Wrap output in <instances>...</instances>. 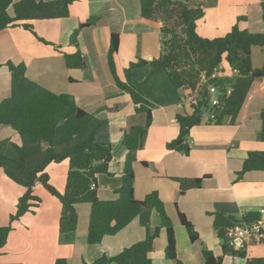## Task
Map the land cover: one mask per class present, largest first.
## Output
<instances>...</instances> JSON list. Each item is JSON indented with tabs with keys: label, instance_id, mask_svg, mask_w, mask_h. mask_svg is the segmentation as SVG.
<instances>
[{
	"label": "crops",
	"instance_id": "0c3cea01",
	"mask_svg": "<svg viewBox=\"0 0 264 264\" xmlns=\"http://www.w3.org/2000/svg\"><path fill=\"white\" fill-rule=\"evenodd\" d=\"M115 1L124 12L114 58L116 73L147 99L151 111L148 125H145V114L135 110L128 92L119 89L112 78L107 62V18L91 15L89 0H74L68 17L33 20V32L22 26L0 31V101L9 98L16 103L42 88L71 95L93 118L76 132L74 118L60 122L55 131V148L79 142L91 133L97 141L111 145V174H99L96 178L97 196L101 200L115 198L124 164L130 162L135 175L134 197L140 200L150 192L157 194L172 222L177 258L182 264H205L202 248L210 250L215 257H222L221 264H246V257H264V244L254 238L246 241L245 257L236 259L223 253L222 242L213 228L214 213L241 219L246 213L254 212L264 232V170L238 175L249 151L264 150V141L260 139L264 77L252 82L234 124L229 123L228 117L220 124L202 121L189 130L187 154L167 148V143L179 133L176 116L192 111L185 101L188 91L173 87L164 72H152L149 62L160 55L162 37L159 31L133 32L136 0ZM261 1L203 0L204 14L196 22V31L209 39L225 35L234 25L249 32H264ZM83 23L91 24L80 28ZM75 30H78L77 44L86 63L84 69L68 68L63 57V52L76 49L70 42ZM259 53L262 56L257 57ZM251 58L252 66L260 67L264 50L254 47ZM7 61L23 64L24 74L15 77ZM219 70H224L225 75L234 74L224 62ZM133 126L144 127L142 144L138 149H127L122 143L123 136ZM14 143L21 144L18 133L10 126L0 125V154L13 156ZM68 167V160L46 167L49 183L59 192L65 188ZM198 178H201L199 187L182 189V180ZM24 190L0 168V225L9 223V216L15 212ZM33 192L40 202L12 222L13 229L1 249L0 264H54L56 259H64L67 264L91 263L102 254L114 255L142 240L146 224L151 230L159 226L155 210L144 211L116 234L104 236L100 243L89 244L91 206L88 202L77 206L76 229L62 235L58 230L60 201L39 182L35 183ZM178 213L193 224L198 234L196 241H190ZM165 246L166 233L161 228L149 254L153 264H174L164 256Z\"/></svg>",
	"mask_w": 264,
	"mask_h": 264
},
{
	"label": "trees",
	"instance_id": "16d2710c",
	"mask_svg": "<svg viewBox=\"0 0 264 264\" xmlns=\"http://www.w3.org/2000/svg\"><path fill=\"white\" fill-rule=\"evenodd\" d=\"M74 0H0V31L22 26L33 32V20L65 18L69 16L70 5ZM203 0H136V12L132 30L135 33L159 31L161 53L152 59V72H164L171 85L183 88L193 95L189 103L190 114L176 116L179 133L167 143V148L187 154L189 130L192 126L205 122L220 124L224 117L234 124L252 82L264 77V60L260 67L252 66L251 53L254 47L264 50V32H249L234 25L221 37L204 38L196 31V22L204 14ZM261 19L264 23V0L261 1ZM12 8V14L9 8ZM89 11L93 16L107 18L109 28V46L107 62L116 86L128 92L136 105L135 110L145 114V125L151 120V111L145 96L136 87L123 81L116 73L115 54L118 51L120 36L124 24V12L115 0H89ZM91 23L80 24V28ZM77 32L71 35V44L76 48L71 53L63 52L68 68L86 67L84 56L78 48ZM234 72L225 75L219 70L222 63ZM139 64V63H137ZM15 77L25 72L23 64L15 65L6 62ZM213 85L218 91V105L210 106L208 86ZM231 88L229 94H226ZM67 118H74L76 132L93 116L80 108L73 97L66 93H55L40 89L33 94L13 103L9 98L0 101V125L10 126L15 130L21 144H13V156L0 154V168L13 182L25 188L19 196L16 210L9 216L7 225H0V253L13 229L12 222L37 206L40 198L33 192L35 183L39 182L61 203L58 230L68 235L77 227V206L88 202L89 214L87 242L100 243L104 236L114 235L123 229L138 214L155 210L159 217V226L151 230L146 224L145 237L123 248L114 255L102 254L91 263L84 264H153L150 252L153 242L161 228L165 229L166 246L164 256L174 264H182L177 258L176 239L173 225L164 210L163 203L155 192H150L143 199L134 197V171L130 162L124 164L121 184L115 190V198L101 200L97 196L96 178L99 174H111L109 163L112 160V149L109 143L96 140L91 133L83 140L68 143L60 149L55 148V131L57 125ZM260 139L264 141V109L260 113ZM143 126H133L125 132L122 143L127 149H138L142 144ZM68 160L69 167L65 188L57 191L50 183L46 167L50 163ZM264 170V150L249 151L243 160L241 176L246 171ZM94 183L95 187H91ZM201 178L181 181L182 189L199 187ZM180 223L186 229L190 241H196L198 234L193 224L182 213H178ZM259 222L254 212L246 213L241 219L223 213L213 214V228L222 242L223 253L245 257V249L235 250L230 231L242 223ZM264 244V242H263ZM205 264H221L222 257L202 248ZM246 264H264V257L245 259ZM54 264H67L64 259H56Z\"/></svg>",
	"mask_w": 264,
	"mask_h": 264
},
{
	"label": "built area",
	"instance_id": "2783aa9c",
	"mask_svg": "<svg viewBox=\"0 0 264 264\" xmlns=\"http://www.w3.org/2000/svg\"><path fill=\"white\" fill-rule=\"evenodd\" d=\"M231 88H228L226 94H229ZM209 93V104L210 106L218 105V91L217 88L213 85L208 86ZM185 101L189 104L194 101V97L189 92L185 97ZM208 118H214L213 114L207 115L204 120L206 121ZM91 187H95V184L92 183ZM263 211V209H261ZM233 240V248L235 250H242L246 248V241L254 238L256 241L263 243L264 242V232L262 231L259 222H249L242 223L240 226L235 227L229 233ZM236 259L238 256H234Z\"/></svg>",
	"mask_w": 264,
	"mask_h": 264
},
{
	"label": "rangeland",
	"instance_id": "374dc122",
	"mask_svg": "<svg viewBox=\"0 0 264 264\" xmlns=\"http://www.w3.org/2000/svg\"><path fill=\"white\" fill-rule=\"evenodd\" d=\"M15 1H16V0H15ZM9 13L12 14V8H11V7L9 8ZM259 56H262V54L259 53L257 57H259Z\"/></svg>",
	"mask_w": 264,
	"mask_h": 264
}]
</instances>
